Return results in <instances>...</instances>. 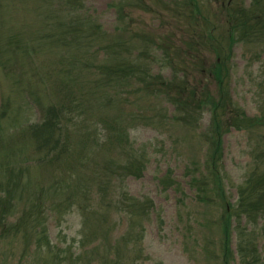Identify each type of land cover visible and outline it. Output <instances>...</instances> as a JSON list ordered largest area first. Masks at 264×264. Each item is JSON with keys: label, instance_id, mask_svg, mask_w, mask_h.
<instances>
[{"label": "rangeland", "instance_id": "1", "mask_svg": "<svg viewBox=\"0 0 264 264\" xmlns=\"http://www.w3.org/2000/svg\"><path fill=\"white\" fill-rule=\"evenodd\" d=\"M175 1L0 0V156L10 157L15 169L30 161L21 176L25 183L14 191L20 202L11 214L0 212V264H73L74 252L87 241L86 249L94 244L97 252L109 250V234L123 235L120 255L133 256L127 261L131 264H215L222 240L216 220L226 202L235 205L249 170L262 162L258 155L264 152V125L247 127L264 113V29L236 42L226 63L228 108L239 125L223 131L218 152L211 151L215 162L210 171L213 146L204 135L208 106L191 119H176L168 95L128 85L130 71L107 77L99 69L112 64L105 55L114 48L132 59L138 72L173 79L183 70L190 87L215 91L216 80L190 57L154 48L152 37L181 46L189 39V19L169 9ZM86 25L99 26L101 32L82 33ZM203 55L205 64L212 65L215 53L205 50ZM50 105L60 108L62 122L50 132L49 144L57 141V153L48 160L39 149L45 137L31 127ZM124 124L127 141L122 143L116 128ZM109 158L118 166L135 162L110 174L101 166ZM105 176L115 178L121 188L125 205L117 211L139 205L138 219L112 213L96 196L97 188H114ZM207 179L212 199L203 205L194 190ZM88 188H94V197ZM220 191L226 201L218 197ZM234 205L229 221L252 228L233 234L230 248L235 237L250 238L264 258V210L247 213ZM29 214H41L44 232L27 234L18 227L27 216L33 220ZM86 251L76 264L98 259Z\"/></svg>", "mask_w": 264, "mask_h": 264}, {"label": "trees", "instance_id": "2", "mask_svg": "<svg viewBox=\"0 0 264 264\" xmlns=\"http://www.w3.org/2000/svg\"><path fill=\"white\" fill-rule=\"evenodd\" d=\"M118 8L122 14L123 8L120 6ZM169 9L173 11L176 9L175 13L177 15L189 19V21H186L187 26L190 28L189 39L185 42V46H181L162 41L160 36L156 38L152 37L151 41L154 43V48L163 53L179 55L181 59L190 57L189 61L195 67H199L201 72L207 71L208 75L216 80L217 89L215 91H211L208 87H190L187 73L183 70H181L183 72L182 75L178 73L173 79L162 78L148 72H138L139 66H135L132 59L127 57L123 52L116 51L114 48H111L109 56L105 55L107 59L112 61V64L111 62L103 64L99 69L105 70L104 72L107 77L118 74V72H121L120 75L123 76L125 71H130V74L126 78L128 85L135 84L139 88L142 87L140 90L150 91V93L157 90L168 95L174 104L173 117L176 119H191L195 116V113L200 112L202 108L208 106L210 123L204 135H207L210 146H213L210 148V157H208L209 161L207 162V168L210 171L215 162V157L211 154V151L214 155L218 152L223 131H226L230 126L236 127L239 125L238 117L236 115L233 116L231 113L233 108L231 110L228 108V95L224 85L225 77L228 75L226 63L232 55V48L236 42H240L245 38L252 39L251 36L255 35L257 37L259 32H263L260 30L264 29V0H251L249 5L245 4L244 0H177L175 1V5L172 8L169 7ZM87 22H89V18ZM98 28L99 26L86 25L81 31L87 34L90 33L87 31L88 29H91L93 33L101 32L100 28ZM205 50L215 53V59L210 66L205 64L206 61H204L205 56L203 54ZM191 51L193 52L191 53ZM107 77L106 80H109ZM60 111V108L56 105H50L47 108V115L33 123L31 127L32 132L37 136L45 137L44 141L41 142L43 147L39 149L44 150L43 155L48 160L54 158L57 153V141L52 145L49 144L52 143L49 135L50 132L53 134L52 129H59L60 127V123L62 122ZM255 125H264V113L260 118L249 124L247 129ZM116 130H118V135H120V141L122 143L123 139L127 141L126 137L123 136L125 125L123 129L117 127ZM116 130L114 135H116ZM119 155L120 153H118ZM258 156L261 157L262 162L255 163L259 166L248 175L244 181L245 184L239 187V200L236 205L240 206L247 213L259 209L260 212L264 208V152H261ZM118 159L120 158L118 157ZM28 162L30 163L29 160L20 163L18 168L15 169L16 163L10 157L0 156V205L3 206L0 212L3 210V214H11L12 207L20 202L15 201L16 196L14 195V191L19 185L25 183L21 176L23 170H28ZM133 162L135 161L129 160L125 164L127 167H130ZM136 164L141 168V160L138 159ZM215 175L211 176L212 182L214 185H218L220 181ZM207 187L210 186L205 182L204 186L199 185L196 188V195H199L198 200H201V202L209 203V200L212 199L210 195L212 191ZM219 194L218 197L221 196L223 199V191H220ZM105 196L106 201L112 202L113 205L118 204L121 208L125 205L122 196H115L108 190H106ZM74 203L73 201L71 205H74ZM128 211L131 216L135 214V210L128 209L126 213ZM229 214L230 211L224 207L218 226V234L222 236V240L220 241L221 249L219 250V256L216 255L217 264H264V262L260 261L261 257L257 247H255L250 238L244 239L242 237L240 239L236 237L238 258L234 256L230 248L232 230H235L236 233H241L242 231H247L248 228L239 222H236V225L233 227L231 220L229 221ZM29 216L33 220H30L27 216L19 222L18 227L25 229L24 233L27 234L33 230L34 233L44 232V218H42L41 214L35 218L32 214H29ZM231 226L233 227L232 230ZM111 247L113 251H108V256L112 257L110 264L123 263L120 260V257H123V255H120L118 242L117 244L111 243ZM93 254L98 255L99 253L94 251ZM75 255L78 257H76V261L73 264L78 263V260L82 256L81 253Z\"/></svg>", "mask_w": 264, "mask_h": 264}]
</instances>
